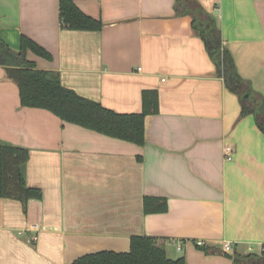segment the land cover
<instances>
[{
	"label": "crops",
	"instance_id": "1",
	"mask_svg": "<svg viewBox=\"0 0 264 264\" xmlns=\"http://www.w3.org/2000/svg\"><path fill=\"white\" fill-rule=\"evenodd\" d=\"M72 2L101 28H69L59 0H0V37L15 50L31 39L50 58L27 50L26 59L107 109L140 113L143 93L154 91L157 111L145 117L143 144L114 138L21 105L0 65V144L28 150L25 183L39 191L25 203L0 197V264H70L126 252L134 236L156 238L185 264L259 254L264 132L241 115L192 15L178 12L179 0ZM186 4L212 14L238 74L264 97V0ZM146 199L166 209L148 212Z\"/></svg>",
	"mask_w": 264,
	"mask_h": 264
},
{
	"label": "trees",
	"instance_id": "2",
	"mask_svg": "<svg viewBox=\"0 0 264 264\" xmlns=\"http://www.w3.org/2000/svg\"><path fill=\"white\" fill-rule=\"evenodd\" d=\"M183 1L179 0L178 12L192 15L193 24L203 38L219 76L241 100V115L252 114L264 132V97L238 74L230 51L222 44L212 14L200 5L183 6ZM59 11L63 23L71 29L101 28L99 20L84 14L72 0H59ZM27 50L50 58L45 49L25 36L21 37L18 50L12 49L0 37V65L5 67L6 76L17 84L21 105L47 109L65 122L114 138L138 145L144 143L145 117L157 111L156 92L143 93L140 113H117L64 87L57 72L37 69L34 62L26 59ZM28 156L25 148L0 144V197L25 203L39 195V191L25 183L23 168ZM146 200L145 210L148 212L166 209L164 203L155 205L154 199ZM233 259L235 264H264V250L259 254L235 255ZM70 264H185V260L183 257L169 258L163 243L156 238L134 236L126 252L99 251L83 255Z\"/></svg>",
	"mask_w": 264,
	"mask_h": 264
},
{
	"label": "built area",
	"instance_id": "3",
	"mask_svg": "<svg viewBox=\"0 0 264 264\" xmlns=\"http://www.w3.org/2000/svg\"><path fill=\"white\" fill-rule=\"evenodd\" d=\"M223 152L226 160H231L233 155V147L230 144H225L223 147ZM198 245H203L202 241H197ZM178 245V249H179ZM232 250V243L229 241H226L223 243V251L229 252Z\"/></svg>",
	"mask_w": 264,
	"mask_h": 264
},
{
	"label": "rangeland",
	"instance_id": "4",
	"mask_svg": "<svg viewBox=\"0 0 264 264\" xmlns=\"http://www.w3.org/2000/svg\"><path fill=\"white\" fill-rule=\"evenodd\" d=\"M263 250H264V247L260 250V252L263 251Z\"/></svg>",
	"mask_w": 264,
	"mask_h": 264
}]
</instances>
